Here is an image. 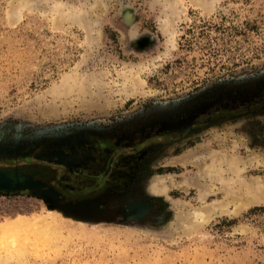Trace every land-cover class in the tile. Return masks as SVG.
Masks as SVG:
<instances>
[{
    "label": "rangeland",
    "instance_id": "obj_1",
    "mask_svg": "<svg viewBox=\"0 0 264 264\" xmlns=\"http://www.w3.org/2000/svg\"><path fill=\"white\" fill-rule=\"evenodd\" d=\"M20 1L0 0V171L51 177L0 189V224L53 226L0 232V264H264V192L247 188L264 165L244 162L264 160V0ZM216 156L258 202L220 209L234 189L196 176Z\"/></svg>",
    "mask_w": 264,
    "mask_h": 264
},
{
    "label": "bare ground",
    "instance_id": "obj_2",
    "mask_svg": "<svg viewBox=\"0 0 264 264\" xmlns=\"http://www.w3.org/2000/svg\"><path fill=\"white\" fill-rule=\"evenodd\" d=\"M22 1V0H21ZM21 1H20V3H21ZM30 1V0H29ZM190 1V0H189ZM199 1L200 0H191L190 2L191 3H194L195 5H199ZM171 2H173V1H171ZM174 2H176V1H174ZM178 2H180V1H178ZM19 3V4H20ZM18 4V5H19ZM24 2H23V5L22 6H24ZM28 4H29V2H28ZM176 4V3H175ZM26 5V4H25ZM177 5H179L180 6V4H177ZM17 6V5H16ZM175 7H176V5H174ZM178 7V6H177ZM17 9H19V8H17ZM20 10V9H19ZM178 10V9H177ZM174 11V10H173ZM172 11V13L170 12L169 14L167 13L166 14V16H165V19H164V21H163V27H164V29L169 33L168 35H171V37L169 38V43L172 45V43H173V24H174V15H175V13ZM8 14H9V12H8ZM9 16H10V14H9ZM12 17V16H11ZM10 17V18H11ZM132 18H129V17H125V20H131ZM125 77V76H124ZM126 78V77H125ZM95 81V80H94ZM130 81H131V84L133 85V86H136V85H138L140 82L138 81V79L137 78H135L134 76L132 77H130ZM128 82V81H127ZM92 83H93V80H92ZM131 88H133V87H131ZM133 90V89H132ZM132 92V91H131ZM200 149V148H199ZM202 149V148H201ZM200 149V150H201ZM206 148H203L202 150H205ZM207 150V149H206ZM205 150V151H206ZM198 152V151H197ZM207 152V151H206ZM205 152V153H206ZM201 153V152H200ZM202 153H204L203 151H202ZM197 154V153H196ZM208 154V153H207ZM191 155H192V153H191ZM198 155H200V154H198ZM197 155V156H198ZM203 155V154H202ZM201 155V156H202ZM217 155V154H216ZM188 156H189V154H188ZM194 156L195 155H193V156H191V157H193V159H194ZM196 156V157H197ZM190 157V158H191ZM195 157V158H196ZM199 157V156H198ZM217 157V156H216ZM188 158V157H187ZM218 158V157H217ZM211 160H212V157L210 158ZM214 159H215V157H214ZM223 159V158H222ZM233 159V158H232ZM224 160V159H223ZM226 160V159H225ZM229 160H230V158H229ZM214 161V160H213ZM221 161V159H217V163H215L216 161H214V162H212L211 164L210 163H208L207 165L208 166H206V168L205 169H201L200 170V172L198 173L199 175H196L197 177H198V179H201V180H204V181H208V182H206L207 184H202V186L201 187H205L206 189L208 188V190L209 189H211L212 187H213V185H214V183L215 182H217V183H219L220 185H222L221 187H225V185H224V183H226V184H229V185H231V187H230V189L232 190V189H234L233 190V195H231V197H230V199L228 200V201H226V199H225V202L223 203L222 202V206L220 207V209H224V208H226L227 207V205H229L230 203L232 204V203H234V205H235V209L234 210H236L238 207H240V205L244 202V201H246L247 203L249 202V203H253V202H258L259 200H257L258 198H251L250 200H248L246 197V199L247 200H242L239 196H236V194L237 193H239V191H238V189H241V190H245V188H246V185H241L240 186V184H239V188L236 190L235 188H234V186L236 185L235 183H238V182H240L239 180L237 181V179H234L233 178V176H237V174H238V171L240 170L239 168H238V166H237V163H233V164H231V166H230V168H229V171H227V170H224V169H222V168H224V166L222 167L221 165H219V162ZM232 161V160H231ZM221 162H223V161H221ZM220 162V163H221ZM230 162V161H229ZM237 162V161H236ZM244 162H246V164H248L250 167L251 166H254V165H259V164H261V165H264V160L263 159H261V158H258V157H251V158H249V159H247V161H244ZM210 164V165H209ZM224 164V163H223ZM227 164V163H226ZM225 164V165H226ZM244 166H245V164H243ZM248 166V167H249ZM198 168H200V167H198ZM246 168V167H245ZM199 170V169H198ZM242 170V169H241ZM227 172H229V176H231V174L233 175L232 176V178L231 177H229L228 175H227V177H225L226 175V173ZM197 173V172H196ZM193 177V176H192ZM191 177V180L193 179ZM194 177H195V175H194ZM239 177V176H238ZM196 178V177H195ZM259 179V178H258ZM258 179H255V180H252V178H251V180H249L248 182V185H247V188H249V190L250 191H254V190H256V195L258 196V195H260L261 193H263L264 191V181H260V180H258ZM184 180L185 179H183V180H181V181H179L180 183H183L184 182ZM264 180V179H263ZM5 182L6 181V179H5V177H4V175H1L0 174V182ZM183 181V182H182ZM187 181V180H186ZM189 181V180H188ZM195 181H198L197 179L195 180ZM199 182V181H198ZM174 183V181L172 180V179H162V180H155V181H151L150 183H149V185H148V189L152 192V193H157V194H161V193H164L166 190H167V188H169L170 186H172V184ZM179 183V184H180ZM189 183H191V182H189ZM201 183V182H200ZM204 183V182H203ZM218 184V185H219ZM184 185H185V183H184ZM216 185V184H215ZM217 185V186H218ZM187 186V185H186ZM226 186H228V185H226ZM215 187V186H214ZM223 187V188H224ZM205 190V189H204ZM213 190V189H212ZM227 191V190H226ZM258 193V194H257ZM242 194L243 195H245V192L243 193V191H242ZM250 194V193H249ZM261 196H263V195H261ZM260 196V197H261ZM243 201H241V200ZM131 205H132V203H130ZM138 204V203H137ZM130 206V205H129ZM218 208V207H217ZM138 209H140V207L139 206H137L136 204L134 205H132L131 207H130V209L129 208H127V210L131 213H135L136 211H138ZM187 209H189V208H187ZM216 209V207H211V206H209V207H205V208H201V209H192V211H190L189 212V210H188V212H189V214H186L185 216L187 217V220H186V218H185V216H183V221L184 222H182L183 223V225H184V227L186 228V230L187 229H193V228H196V227H198L199 225H201V224H203V223H205L208 219H209V217H210V215H212V214H215L216 212L215 211H217V210H215ZM183 210V209H182ZM226 210V209H225ZM224 210V211H225ZM229 210V209H228ZM233 212H234V210L233 209H231ZM219 211L220 212H223V211H221V210H218V213H219ZM227 211V210H226ZM230 211V210H229ZM187 212V211H186ZM47 213H49L50 214V217H51V215L53 216V212H51V211H48ZM177 216H179V215H177ZM42 217V216H41ZM41 217L40 216H38V217H35V218H33V219H27V218H23V217H21V216H19V217H16L15 219H12V220H9V221H5V222H3V223H1L0 224V232H4L5 230H10V229H21V228H34V227H36V228H43L44 230H48L49 228H50V226L52 227L53 226V224L51 225V223L50 222H48V223H46L45 221H43L42 219H41ZM54 217V216H53ZM181 223V224H182ZM182 229H184V228H182ZM50 230V229H49Z\"/></svg>",
    "mask_w": 264,
    "mask_h": 264
},
{
    "label": "flooded vegetation",
    "instance_id": "obj_3",
    "mask_svg": "<svg viewBox=\"0 0 264 264\" xmlns=\"http://www.w3.org/2000/svg\"><path fill=\"white\" fill-rule=\"evenodd\" d=\"M30 172H24V170L19 171V173L22 174V178L23 176L28 177V179L24 182V184L22 185L23 187H32L34 188L35 186H47L50 184V180L49 178L51 177L50 174L45 173L44 169L40 166H37L36 168L33 167ZM31 174V177L28 175H24V174ZM13 176V175H12ZM20 177V176H18ZM13 179H15V177L13 176Z\"/></svg>",
    "mask_w": 264,
    "mask_h": 264
},
{
    "label": "water",
    "instance_id": "obj_4",
    "mask_svg": "<svg viewBox=\"0 0 264 264\" xmlns=\"http://www.w3.org/2000/svg\"><path fill=\"white\" fill-rule=\"evenodd\" d=\"M1 175H4L6 181L0 182V189L1 190H9L13 187H19L22 185L21 183H15L13 176H10L7 172L0 171Z\"/></svg>",
    "mask_w": 264,
    "mask_h": 264
},
{
    "label": "trees",
    "instance_id": "obj_5",
    "mask_svg": "<svg viewBox=\"0 0 264 264\" xmlns=\"http://www.w3.org/2000/svg\"><path fill=\"white\" fill-rule=\"evenodd\" d=\"M254 209H257V208H254Z\"/></svg>",
    "mask_w": 264,
    "mask_h": 264
}]
</instances>
